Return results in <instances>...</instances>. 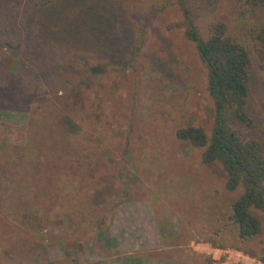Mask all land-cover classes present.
<instances>
[{
    "label": "rangeland",
    "instance_id": "374dc122",
    "mask_svg": "<svg viewBox=\"0 0 264 264\" xmlns=\"http://www.w3.org/2000/svg\"><path fill=\"white\" fill-rule=\"evenodd\" d=\"M191 10L204 37L223 23L245 41L264 26V12L242 22L231 0H193ZM52 11L40 15L49 19L40 37L57 50L27 74L0 32V264H155L140 250L114 258L109 249L110 217L126 204L149 206L165 238L177 224L174 263L207 241L215 264H264V216L252 210L261 233L238 239L229 216L241 191L175 137L187 126L209 135L213 102L174 0H64L55 31ZM247 112L248 134L264 146L255 66Z\"/></svg>",
    "mask_w": 264,
    "mask_h": 264
},
{
    "label": "trees",
    "instance_id": "16d2710c",
    "mask_svg": "<svg viewBox=\"0 0 264 264\" xmlns=\"http://www.w3.org/2000/svg\"><path fill=\"white\" fill-rule=\"evenodd\" d=\"M63 1L0 0V32L8 36L7 47L19 53L26 74L30 68L52 60L57 47L54 40L47 42L48 45L40 37L49 23L47 18L41 21L40 15L53 9L56 29L51 30H57ZM192 1L174 0V5L181 16L178 26L194 45L206 70L207 89L213 102V124L209 135L200 128L187 126L178 129L175 137L202 149L203 165L216 164L222 168L228 191H241L231 204L229 219L236 227L238 239L248 241L261 233L260 222L252 210L264 216V146L249 135L252 119L247 112L250 67L264 69V26L254 25L245 41L232 36L223 23L212 26L204 37L194 24ZM231 1L242 22L264 12V0ZM82 9L76 7L74 13ZM90 72L95 74L99 69L91 68ZM243 128L247 130L245 134L241 132Z\"/></svg>",
    "mask_w": 264,
    "mask_h": 264
},
{
    "label": "crops",
    "instance_id": "0c3cea01",
    "mask_svg": "<svg viewBox=\"0 0 264 264\" xmlns=\"http://www.w3.org/2000/svg\"><path fill=\"white\" fill-rule=\"evenodd\" d=\"M168 224L170 230L165 238L149 206L143 204L118 206L114 209L107 226L109 249L115 250V253H112L114 258L130 257L133 252L140 250V260L145 256H147L145 259H148L151 255L155 264H163L159 260L164 261V264H215L218 257L214 254L217 249H212L207 241L191 243L189 257L180 259L177 263L172 262L169 259L172 257L170 254L173 250L172 239L179 230L173 221ZM48 262L52 261L49 259ZM147 262L144 261L143 264Z\"/></svg>",
    "mask_w": 264,
    "mask_h": 264
}]
</instances>
